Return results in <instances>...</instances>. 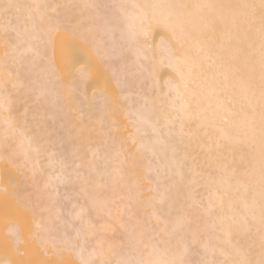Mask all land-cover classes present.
<instances>
[{
  "label": "bare ground",
  "instance_id": "6f19581e",
  "mask_svg": "<svg viewBox=\"0 0 264 264\" xmlns=\"http://www.w3.org/2000/svg\"><path fill=\"white\" fill-rule=\"evenodd\" d=\"M26 244L264 264V0H0V264Z\"/></svg>",
  "mask_w": 264,
  "mask_h": 264
},
{
  "label": "rangeland",
  "instance_id": "374dc122",
  "mask_svg": "<svg viewBox=\"0 0 264 264\" xmlns=\"http://www.w3.org/2000/svg\"><path fill=\"white\" fill-rule=\"evenodd\" d=\"M60 43H62V44H65L66 43V41L65 40H60ZM204 200H202V202H203ZM200 204H201V202H200ZM199 203L197 204L198 206H197V208L199 209H201V205H200ZM204 204V203H203ZM19 219L21 220V223H22V226H21V231H22V233L21 234H23V235H25V234H27L28 233V231H31V228H32V226H31V224L30 223H27V221H26V214L24 213V212H21L20 214H19ZM7 249L8 250H3V251H5V252H3V251H1L2 249H0V258H6V259H8V260H14L15 261V257H14V253L12 252V251H10V248H8L7 247ZM6 251H8V252H6ZM24 253H25V259L21 262V263H19V264H27V262L29 263H31V262H33V261H36L37 259H38V257L40 256L39 255V252H38V249L36 248V247H34V246H32L31 244H26V245H24ZM4 254V255H3ZM13 254V255H12ZM8 255V256H7ZM39 255V256H38ZM54 255V257H56L57 255L56 254H53ZM14 258H13V257ZM37 258V259H36ZM29 263V264H30ZM70 263H72V261L70 260L69 261V264ZM62 264H64V263H62ZM66 264V263H65Z\"/></svg>",
  "mask_w": 264,
  "mask_h": 264
}]
</instances>
